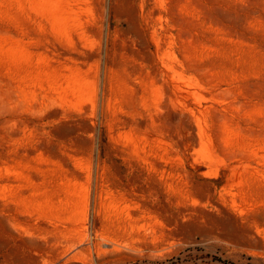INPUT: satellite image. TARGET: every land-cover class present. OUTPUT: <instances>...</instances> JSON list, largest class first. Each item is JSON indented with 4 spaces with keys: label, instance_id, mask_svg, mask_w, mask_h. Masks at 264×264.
<instances>
[{
    "label": "rangeland",
    "instance_id": "obj_1",
    "mask_svg": "<svg viewBox=\"0 0 264 264\" xmlns=\"http://www.w3.org/2000/svg\"><path fill=\"white\" fill-rule=\"evenodd\" d=\"M0 264H264V0H0Z\"/></svg>",
    "mask_w": 264,
    "mask_h": 264
}]
</instances>
